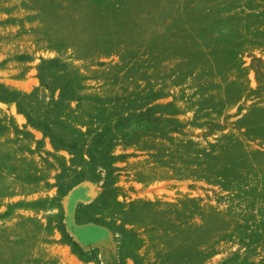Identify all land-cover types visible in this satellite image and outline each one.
<instances>
[{
  "label": "rangeland",
  "instance_id": "rangeland-1",
  "mask_svg": "<svg viewBox=\"0 0 264 264\" xmlns=\"http://www.w3.org/2000/svg\"><path fill=\"white\" fill-rule=\"evenodd\" d=\"M51 59L74 81L71 137L155 107L177 130L115 129L113 194L93 206L87 159L0 102V264H98L58 228L77 209L127 232L125 264H264V0H0V84L30 93Z\"/></svg>",
  "mask_w": 264,
  "mask_h": 264
},
{
  "label": "trees",
  "instance_id": "trees-1",
  "mask_svg": "<svg viewBox=\"0 0 264 264\" xmlns=\"http://www.w3.org/2000/svg\"><path fill=\"white\" fill-rule=\"evenodd\" d=\"M38 79L39 88L30 93L0 84V102L14 103L18 112L26 118L27 124L48 138L55 151H67L73 156V160L80 159L86 162L87 159L91 180L101 188L100 196L93 206L109 199L113 194L116 157L112 149L117 140L113 135L115 129L134 122L147 124L153 131L161 134L177 130L175 121L155 115V111L159 108L155 107L120 119L115 128H105L95 133L90 140L71 137L70 133L73 131L57 114L62 100L74 97V81L70 78L68 65L59 59L43 60L38 68ZM41 88L49 94L48 97L42 96ZM57 90L60 92V99L55 101L54 95ZM81 190L84 191V189ZM79 212L78 209L73 214L70 211L69 215L63 219L66 222H60L58 226L74 254L84 263L96 261L99 264V250L96 244L107 240L111 233H118L120 235L117 250L118 264H125L124 259L129 256L127 232L97 218L80 222ZM113 239H116V235Z\"/></svg>",
  "mask_w": 264,
  "mask_h": 264
},
{
  "label": "water",
  "instance_id": "water-1",
  "mask_svg": "<svg viewBox=\"0 0 264 264\" xmlns=\"http://www.w3.org/2000/svg\"><path fill=\"white\" fill-rule=\"evenodd\" d=\"M84 186H86L87 187V185L85 184Z\"/></svg>",
  "mask_w": 264,
  "mask_h": 264
},
{
  "label": "crops",
  "instance_id": "crops-1",
  "mask_svg": "<svg viewBox=\"0 0 264 264\" xmlns=\"http://www.w3.org/2000/svg\"><path fill=\"white\" fill-rule=\"evenodd\" d=\"M51 145V144H50ZM52 147V146H51ZM53 149V148H52Z\"/></svg>",
  "mask_w": 264,
  "mask_h": 264
}]
</instances>
